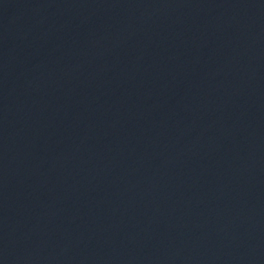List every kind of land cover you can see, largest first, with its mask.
<instances>
[{
    "label": "water",
    "instance_id": "95a60500",
    "mask_svg": "<svg viewBox=\"0 0 264 264\" xmlns=\"http://www.w3.org/2000/svg\"><path fill=\"white\" fill-rule=\"evenodd\" d=\"M0 264H264V0H0Z\"/></svg>",
    "mask_w": 264,
    "mask_h": 264
}]
</instances>
